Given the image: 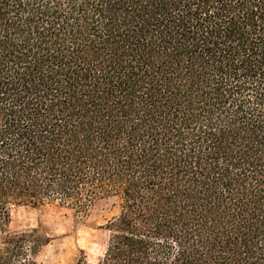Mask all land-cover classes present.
<instances>
[{
  "label": "trees",
  "instance_id": "trees-1",
  "mask_svg": "<svg viewBox=\"0 0 264 264\" xmlns=\"http://www.w3.org/2000/svg\"><path fill=\"white\" fill-rule=\"evenodd\" d=\"M104 196L97 264H264V0H0V264Z\"/></svg>",
  "mask_w": 264,
  "mask_h": 264
},
{
  "label": "rangeland",
  "instance_id": "rangeland-1",
  "mask_svg": "<svg viewBox=\"0 0 264 264\" xmlns=\"http://www.w3.org/2000/svg\"><path fill=\"white\" fill-rule=\"evenodd\" d=\"M119 212L116 196L97 198L84 217L71 209L54 204L38 207L15 206L11 212V228H37L48 237L36 255L37 264H72L83 255L97 264L103 254L107 231L102 226Z\"/></svg>",
  "mask_w": 264,
  "mask_h": 264
}]
</instances>
